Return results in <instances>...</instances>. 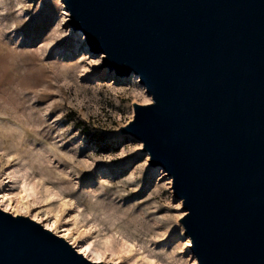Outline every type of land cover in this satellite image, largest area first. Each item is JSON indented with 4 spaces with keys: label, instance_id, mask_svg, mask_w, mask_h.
Listing matches in <instances>:
<instances>
[{
    "label": "water",
    "instance_id": "1",
    "mask_svg": "<svg viewBox=\"0 0 264 264\" xmlns=\"http://www.w3.org/2000/svg\"><path fill=\"white\" fill-rule=\"evenodd\" d=\"M151 98L120 128L171 178L196 264H264V0H61ZM0 264H103L0 209Z\"/></svg>",
    "mask_w": 264,
    "mask_h": 264
},
{
    "label": "rangeland",
    "instance_id": "2",
    "mask_svg": "<svg viewBox=\"0 0 264 264\" xmlns=\"http://www.w3.org/2000/svg\"><path fill=\"white\" fill-rule=\"evenodd\" d=\"M68 21L61 0H0L3 203L27 190L43 199L48 189L58 196L49 205L58 207V226L90 228L83 241L94 247L111 235L132 243V259L196 264L171 178L149 166L138 140L119 133L133 104L151 98L137 75L99 69L104 55L91 53Z\"/></svg>",
    "mask_w": 264,
    "mask_h": 264
},
{
    "label": "bare ground",
    "instance_id": "3",
    "mask_svg": "<svg viewBox=\"0 0 264 264\" xmlns=\"http://www.w3.org/2000/svg\"><path fill=\"white\" fill-rule=\"evenodd\" d=\"M6 180H10L12 176L5 174ZM47 195L43 199H33L36 195L34 191L27 190L19 198V200L13 204L11 201L5 200V196L0 197V209L10 213L13 216H24L29 217L35 222L41 224L46 230L53 234L62 237L68 241L78 253L82 254L86 259L94 263L103 264H155L153 259L140 257L132 259L130 253L132 252L133 245L126 239L121 238L118 242L114 241L111 235H107L103 244L100 247H94L89 241H83L89 234L90 228L83 229L79 234L73 233V226L66 225L61 228L57 223V212L58 207H50L49 205L54 202L58 196L50 194L47 189ZM45 191V192H46ZM63 209L69 207V204L65 202L61 204ZM71 208V207H70ZM73 218V217H72ZM181 235L183 236V230L179 226ZM186 239V238H185ZM188 241L186 247L188 248ZM191 256V254H190ZM127 259L126 262L123 261ZM193 258H191V261ZM194 264V263H193Z\"/></svg>",
    "mask_w": 264,
    "mask_h": 264
},
{
    "label": "snow or ice",
    "instance_id": "4",
    "mask_svg": "<svg viewBox=\"0 0 264 264\" xmlns=\"http://www.w3.org/2000/svg\"><path fill=\"white\" fill-rule=\"evenodd\" d=\"M146 103H150V101H146Z\"/></svg>",
    "mask_w": 264,
    "mask_h": 264
}]
</instances>
